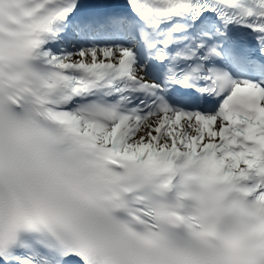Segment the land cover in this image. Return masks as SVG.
Here are the masks:
<instances>
[{
    "label": "snow or ice",
    "instance_id": "1",
    "mask_svg": "<svg viewBox=\"0 0 264 264\" xmlns=\"http://www.w3.org/2000/svg\"><path fill=\"white\" fill-rule=\"evenodd\" d=\"M0 264H264V0H0Z\"/></svg>",
    "mask_w": 264,
    "mask_h": 264
}]
</instances>
